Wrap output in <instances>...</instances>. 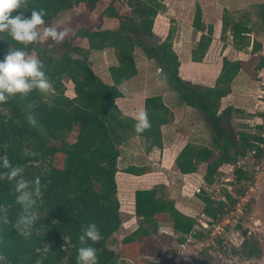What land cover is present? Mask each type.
<instances>
[{
	"label": "trees",
	"instance_id": "trees-1",
	"mask_svg": "<svg viewBox=\"0 0 264 264\" xmlns=\"http://www.w3.org/2000/svg\"><path fill=\"white\" fill-rule=\"evenodd\" d=\"M100 1L22 0L21 8L11 15L23 11L28 16L32 9L43 8L47 23L78 5H86L93 12ZM124 2L130 11L128 14H119L113 3L102 11L118 21L115 29H103L99 25L79 28L70 38L55 45H44L40 40L23 45L6 32L0 33V55L23 48L26 55H34L43 62L52 83L47 94L33 90L26 96L16 95L0 103V156L20 166L24 179L39 178L34 220L27 236L17 223L21 208L15 200L14 181L0 182V264H77L78 236L89 222L97 224L102 236L93 244L97 249V264H126L107 245L122 224L116 183L120 147L135 137L143 140L146 152L161 147V126L173 118L160 97H148L144 110L151 126L138 133L134 128L135 119L125 115L115 104L119 97L115 86L137 73L131 56L134 47L156 63L160 75L177 93L180 102L196 110L209 128L211 147L198 148L188 143L174 160V167L181 175L196 173L205 165L204 187L197 196L204 204L202 213L209 219L208 224L218 222L236 204L229 194L224 200L214 201L206 192L215 182L218 168L222 164L238 165V160L251 152L256 158L263 154L264 138L253 135L247 124L233 129L231 108L221 109V100L231 93L241 62L223 58L212 87L182 79L180 62L173 49V29L168 30L163 40L156 39L153 33L156 16L166 10L164 0ZM192 28L193 33L200 36L190 51V59L202 62L212 41L213 27L205 26L198 5ZM261 33H264V3L254 5L251 10L223 11L220 39L228 41L235 50L245 51L251 45L252 53L258 51L260 45L251 42V35ZM76 39L86 40L87 47L73 43ZM146 40L153 42L149 44ZM107 49H115L119 59L118 65L110 68L113 86L103 82L88 64L91 53ZM262 63L261 58L256 69ZM65 77L71 80L73 97L65 94ZM29 112L37 121L35 125H30L26 119ZM71 136L73 140L69 141ZM60 155L62 164L56 166ZM123 172L141 176L149 170L129 166ZM233 176L236 182L250 179L249 173L239 165ZM134 213L140 222L122 239L124 244L156 235L159 223L164 221L172 223L181 243L188 236L202 238L203 231L193 232L197 222L177 210L165 185L136 191ZM242 233L245 235L246 231ZM233 252L245 259L261 256L258 246L246 240L241 250Z\"/></svg>",
	"mask_w": 264,
	"mask_h": 264
},
{
	"label": "rangeland",
	"instance_id": "rangeland-1",
	"mask_svg": "<svg viewBox=\"0 0 264 264\" xmlns=\"http://www.w3.org/2000/svg\"><path fill=\"white\" fill-rule=\"evenodd\" d=\"M195 1L164 0L166 10L156 16L153 31L156 39L162 40L161 38L166 36L167 31L174 27L176 39L173 48L181 60L180 76L182 79L197 85L202 81L198 77L201 76L203 71L201 67L189 68L190 65L187 59L188 51L193 46L192 33L189 34V24L194 12ZM110 3H113L119 14L130 13L124 0H101L97 9L92 13L86 5H78L74 9L67 10L53 21L40 26V32H43L44 26L57 24V21H59L57 24L58 30L66 31L64 38H70L78 28L101 26L98 17L99 12L107 8ZM227 7L230 8L229 5ZM211 18L213 17L211 16ZM110 24L106 26H110ZM40 41L44 45L50 46L57 43L50 38ZM146 41L149 44L153 42V40ZM73 43L80 46L84 45L83 41L77 39ZM263 55L264 53H259L257 57L250 58L251 60L249 59L247 64L243 65L244 74L246 73L245 75L252 80L248 86L249 89L255 90L257 88L258 69L256 68L260 57H263ZM30 56L34 57V55ZM152 71V75L147 72L141 73L137 78V82L131 87L132 90L133 88L137 91L141 89L142 97L145 94L152 93L154 89H163L166 85L164 81L161 80V82L158 79L159 75L154 64H152ZM208 71L209 76L204 80L209 83L218 71V62L213 63ZM96 72L97 74H95L101 80L105 81L107 79L100 67L96 69ZM191 75L194 77L191 78ZM63 83L66 86L65 94L68 97H73L71 80L65 77ZM153 83L157 88H150ZM251 98L254 100L253 96ZM139 99L138 97V101ZM253 103H251L249 109L245 110L246 115L252 111ZM175 111L177 125H179L177 128L180 135L178 140L181 142L180 145H186L195 140L198 146L211 147L209 128L200 114L186 108L184 105L178 107ZM241 123L244 122L233 118L230 124L233 129H237ZM249 130L253 131L252 128H249ZM165 139L168 142V135H165ZM72 140L73 137H69V141ZM127 143L134 149L135 156L133 161L129 162L125 155V153L128 154V151L125 147L123 148L118 164L119 172L116 174L122 224L108 240L109 249L124 259L126 264H264V151L259 158L249 153L238 160V165L250 175L248 181L236 182L233 174L230 173L226 176L219 172L215 182L207 188L206 192L214 201L221 200L226 194L231 195L236 201L228 214L218 222L210 225L208 224L209 219L202 213L204 204L197 196L199 189L202 186L204 187L202 180L204 166L196 174L180 175L173 165L174 155L167 150L169 147L167 149L154 148L148 153L145 151L143 140L139 137L131 138ZM62 158V155H60L55 163L56 166H61ZM129 165L145 167L149 172L139 177L128 175L123 171ZM157 184L166 186L167 194L178 211L197 222L193 232L203 231L201 232L202 238L195 239L188 236L181 243L172 227V223L164 221L159 223L156 235L144 239L139 238L134 243H122V239L135 230L140 222L134 213L135 192L150 189ZM226 203L228 202L226 201ZM243 231H246L245 235H243ZM244 240L258 246L261 250L259 258L245 259L240 254L233 252L242 249Z\"/></svg>",
	"mask_w": 264,
	"mask_h": 264
},
{
	"label": "crops",
	"instance_id": "crops-1",
	"mask_svg": "<svg viewBox=\"0 0 264 264\" xmlns=\"http://www.w3.org/2000/svg\"><path fill=\"white\" fill-rule=\"evenodd\" d=\"M223 1H226V2H223ZM261 3H264V0H221V1L220 0H196L195 6H194V11H195L196 5H198L200 10H201V13H202V21L205 24V26L212 25V27H213L212 41H211L209 49H208L205 57L203 58L202 62H193L190 59V51L194 47L195 43L198 41L200 33H197L196 35L193 33L194 32L193 28H192L193 15L191 17V21L189 24L190 25L189 26V28H190L189 34L192 33L191 37L193 38V41H192L193 46L188 51L187 59H188L189 65H190L189 68H194V67L200 68L201 67V69L203 71L201 76L198 77L202 81H200L201 83H198V84H202L203 86H206V87H212L213 86L214 81L220 72L221 63H222L223 58H227L228 60H239L241 62V70L232 82L231 93L221 100V109L226 108V107H230L231 108V119L234 118L236 120L244 122L241 124H247V125H249L248 122L250 120H252L253 115L250 113H248V115H246L245 110L249 109L251 103L254 102V100H252V98L250 99V97L253 96V98H254V96L257 93L256 92L257 88H255V90L249 89L248 86L252 80L250 79V77L245 75L246 73L244 74L245 70H243V68H244L243 65L247 64V62L250 58H252V57L255 58V57H257V54L264 53V33L258 34L255 37L251 35V42L256 41L260 45V49L258 51L252 53L251 52V45L245 51L235 50L230 45V43L228 41L223 42L220 39L221 17H222V13L225 9L227 11H230V12L240 11V10H251L254 5L261 4ZM227 5H229L230 8L227 7ZM102 11H100L99 15H98L99 20H100L99 23L101 24L100 27L103 29H115L118 26V21L114 18L107 16L106 14H102ZM90 13H92V12H90ZM193 14H194V12H193ZM216 14H218V15H216ZM158 15H160V14H158ZM211 16L213 18H211ZM107 22H110L111 24L107 23ZM109 24H110V26H106ZM172 29L174 31V39H173V46H174L175 39H176V35H175L176 30L174 29V27H172ZM153 33H154V31H153ZM165 37H163L161 39L163 40ZM77 40L83 41L84 45H82V47H84V48L87 47L86 40H84V39H77ZM174 51H175V49H174ZM176 54L178 56L179 62H181L177 52H176ZM131 56L133 58L137 73L135 76H133L132 78H130L126 82H124L118 86H115L117 92L119 93V97H117L115 99V104L125 115H128V116L135 119L136 113L140 110H144V103H145L146 98L154 97V96L160 97L163 104L170 110L173 118L170 122L161 126L162 146L161 147H155V148L167 149V147H169L167 150L171 154L174 155V160H175V158L177 157V155L179 154L181 149L185 146V144L180 145L181 142L178 141L180 139V135H179L178 128H177L179 125H177L178 121L176 119V111L175 110H177L178 107H180L184 104L180 102V100L178 99L177 93L175 91H173L168 86L165 79L160 75L159 68L153 60H148L144 56L143 52L137 47H134L131 50ZM261 58L262 57H260V59ZM118 60L119 59H118L116 50L115 49H107L104 51H98V52L91 53V55L89 56V59H88V64H89L90 68L94 71V73H96V74H97L96 69L100 67L103 70L104 74L107 76V79L105 81H103V80L102 81L105 82L106 84L110 85V86H113V81H112V78L110 76V68L117 66ZM215 62H218V71L216 72L214 78L208 83L204 79L207 76H209L208 70L212 67V64ZM152 64H154L156 66V69H157V72L159 75L158 79L160 81L161 80L164 81L166 85L165 86L163 85L164 86L163 89L162 88L160 90L154 89L152 93H150V94L148 93L147 95L145 94L142 97L141 92H140L141 89H139L137 91V90H135V88H133V90H132L131 87H133L134 83L137 82V78L141 75V73L147 72V73L152 75V72H153L152 71ZM179 76H180V66H179ZM192 77H194V76L191 75V78ZM155 87L156 86H154V83H153L150 88H155ZM137 96L140 98L139 101H138ZM136 97H137V99H136ZM184 106L186 108L192 110V111H196V110L192 109L191 107H188L186 105H184ZM135 110H136V112H135ZM165 135L166 136L168 135V139H169L168 142H166ZM190 143L196 144L198 146V143L195 140H192ZM210 145H211V142H210ZM124 146L128 151V154L125 153V155L127 156L129 162H132L134 159V156H135L134 149L132 148V146L129 145V143L125 142L120 147V155L118 158L117 165L119 164L120 157L122 156L121 150ZM201 147H203V146H198V148H201ZM173 165H174V161H173ZM129 166H135V165H129ZM201 166L205 167L204 164ZM201 166H200L198 172H200V170L202 168ZM135 167H138V166H135ZM118 169H119V166H118ZM178 174H180V173H178ZM189 175L190 174L184 175V176H189ZM132 176H134V175H132ZM135 177H139V176H135Z\"/></svg>",
	"mask_w": 264,
	"mask_h": 264
},
{
	"label": "clouds",
	"instance_id": "clouds-1",
	"mask_svg": "<svg viewBox=\"0 0 264 264\" xmlns=\"http://www.w3.org/2000/svg\"><path fill=\"white\" fill-rule=\"evenodd\" d=\"M21 4L22 0H0V33L6 32L13 40L23 45L49 38L56 42L64 39L66 31L58 30L59 21L57 24L44 26L43 32H40V26L46 24L43 8L32 9L28 16H25L23 11L11 15L14 10L21 8ZM51 88L52 83L39 58L26 55L23 48L6 51L0 55V103L16 95L26 96L33 90L47 94ZM26 119L30 125L37 123L30 112ZM150 126L147 111H138L135 115V131L140 133ZM22 171L20 166L13 165L6 156H0V182L5 179L14 181L15 200L21 208L17 223L22 226L24 235L27 236L34 220L33 209L39 195V178L34 181L26 180ZM101 238L100 229L95 222L83 226L78 236L80 246L77 248V264H97V249L93 244Z\"/></svg>",
	"mask_w": 264,
	"mask_h": 264
},
{
	"label": "built area",
	"instance_id": "built-area-1",
	"mask_svg": "<svg viewBox=\"0 0 264 264\" xmlns=\"http://www.w3.org/2000/svg\"><path fill=\"white\" fill-rule=\"evenodd\" d=\"M262 59H263V63L261 67L258 69L257 80H256L257 93L253 98L254 103L252 106V111L250 112V114L253 115V118L248 122V124L253 130L252 131L253 135H255L256 137L264 138V55ZM251 153L254 154V152ZM237 166L238 165L222 164L218 168V171L227 176L230 173L233 174ZM221 200H224V198H222Z\"/></svg>",
	"mask_w": 264,
	"mask_h": 264
}]
</instances>
